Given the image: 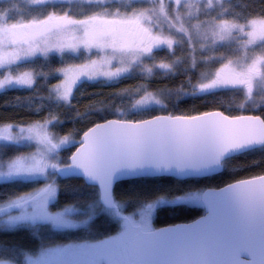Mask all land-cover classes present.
Segmentation results:
<instances>
[{
    "label": "trees",
    "instance_id": "obj_1",
    "mask_svg": "<svg viewBox=\"0 0 264 264\" xmlns=\"http://www.w3.org/2000/svg\"><path fill=\"white\" fill-rule=\"evenodd\" d=\"M94 3L87 0H52V2H35V12L31 16H15V11L29 7L23 0H0V19L7 21L21 20L22 27H29L28 31L37 30L35 19H42L50 10L63 12L71 10V15L77 19H94V16L105 12L128 14L135 10L147 8L138 3L130 6L121 3L97 0ZM94 7V12H88L87 7ZM223 20L230 24H246L250 20H264V0H225L222 3ZM15 12V13H16ZM21 13V12H18ZM26 13V12H23ZM39 19V20H40ZM87 19V20H88ZM127 23V22H126ZM133 28L138 29L134 23ZM31 28V29H30ZM140 31V29H138ZM145 32L142 34L144 35ZM28 34V33H27ZM26 35V33H25ZM234 47L216 49V55H234ZM228 47V48H227ZM230 49V53H225ZM176 55L178 51L175 49ZM264 53V44L247 52V58L256 57ZM167 54L166 49L156 52V56ZM92 54L78 52L75 54H55L43 56L39 52L24 55L7 62L0 67L1 72L11 74L31 73L33 86L26 89H8L0 92V121L28 123L37 119H50L49 132L53 139L67 137L75 144L61 147L58 151L59 165H64L67 158L78 144L80 135L92 125L108 120L140 121L155 115L194 116L209 111H220L227 116L241 114L264 116V91L251 97L246 103V98L241 88H218L215 91H206L202 94H193V85H198L199 77L194 70L181 72L175 78L153 79L147 86V91L152 92L163 104L162 108H136L137 101L144 95V81L140 79L138 70L119 79L110 81L80 82L72 90L69 102L66 105L58 103L50 91L60 82V70L69 66L85 64ZM188 64V63H187ZM219 67L215 61L211 69ZM208 70L209 76L212 75ZM37 111L39 114L37 115ZM33 146L26 144L20 149H9V155L16 152H31ZM54 174V173H53ZM264 175V147L242 153L225 160L222 163L220 174L201 179H187L183 181L172 178H138L116 183L112 196L118 208L119 215L134 214L144 205L159 199L174 200L189 193L201 192L206 188H219L228 183ZM54 177L53 175H51ZM56 194L49 204L52 211L64 208L80 210L77 219L90 218L87 226L74 230H61L47 223H20L16 230L5 239L17 243L30 255H37L43 250L57 245H69L83 242H98L110 239L121 233L120 220L115 217L112 210L103 209L97 201V191L94 187L86 186L82 180L70 178L59 180L56 176ZM45 186V180H15L10 183H0V202L20 195L35 192ZM203 214L200 205L192 206L184 203L164 204L158 206L152 216V226L158 228L177 223H188ZM130 216V215H129ZM6 225H0V231H5Z\"/></svg>",
    "mask_w": 264,
    "mask_h": 264
},
{
    "label": "water",
    "instance_id": "obj_2",
    "mask_svg": "<svg viewBox=\"0 0 264 264\" xmlns=\"http://www.w3.org/2000/svg\"><path fill=\"white\" fill-rule=\"evenodd\" d=\"M258 117L214 110L108 119L84 131L66 164L53 172L59 180L76 178L94 187L98 204L128 223L112 196L116 183L218 175L225 160L264 147V123ZM199 203L203 214L188 223L150 231L137 227L124 264H264V175L206 188Z\"/></svg>",
    "mask_w": 264,
    "mask_h": 264
},
{
    "label": "snow or ice",
    "instance_id": "obj_3",
    "mask_svg": "<svg viewBox=\"0 0 264 264\" xmlns=\"http://www.w3.org/2000/svg\"><path fill=\"white\" fill-rule=\"evenodd\" d=\"M47 2H52V0H47ZM68 2L71 3L72 0H68ZM126 2L130 5L134 3V0H126ZM149 11L151 10L147 8L140 9L132 14L131 19H134L136 24L141 25L145 18L150 19ZM115 15L119 16V11ZM87 19L73 17L70 9L63 12L50 10L42 19L34 21L37 30L31 46L27 49V54L32 55L39 52L46 57L50 49L56 48L59 50L62 45L52 42L48 34L52 31L64 32L69 25L74 23L84 24ZM177 19L183 24V17L178 16ZM235 27V25L221 23L201 30L200 26L197 25L195 31L196 39L200 42V51L214 52L218 44H231L233 42L232 31ZM145 32L147 35L143 40L123 50L128 62L122 60L121 67L115 72L105 70L106 66L110 67L111 58L103 63L92 61L81 66L80 71L89 75L90 78L100 73L111 80L130 74L133 68L136 67L140 79L145 82L144 95L137 101V105H147L155 99L154 94L147 91V86L153 79L175 78L181 72L194 70L197 67V60L194 45L190 47L191 62L185 64L184 59L177 57L175 51L177 45H182V41H178L170 34L165 35L163 32L153 34L152 29H145ZM187 35L188 39L191 40V34ZM260 44H264V40H261ZM250 46H255L251 38L240 43L239 49L243 53L242 55L234 56L230 54L225 56L221 54L206 58L204 63L216 61L219 67L211 69V77L208 70L201 73V76L207 82L201 81L198 85H193V94L198 95L206 91H215L218 88H241L246 89L249 93L246 103L250 102V93L255 83L259 81L260 85L264 86V53L257 54L249 62L247 51ZM161 47L167 48V54L156 56V52ZM146 60L150 62L146 63ZM76 75H79V72L73 74L64 71V84L50 90L57 102L68 100L69 89ZM32 86L31 73L27 72L16 76L8 75L0 79V90L10 87L30 88ZM258 120L264 123V116L258 117ZM51 122L47 117L43 120L37 119L28 123L0 121V183H10L21 178L44 177L49 167L59 168L58 163L50 160V156L57 153L61 145L67 143L68 138L62 137L59 141H54L52 134L49 132ZM25 144L32 145L33 151H18L15 155H9V149H20ZM77 163L75 159H72L73 165ZM55 194L56 189L48 184L36 193H22L0 202V216H6L4 224L7 226L5 231H0V264H78V262L66 259V257L77 254L73 250V246L43 250L40 256L33 260L22 246L5 239L16 230L18 224L24 221L35 223L38 219H46L58 228L75 227L76 225L67 219L72 209L66 208L55 214L47 211V200L54 197ZM29 205H31V211H29ZM14 209H19L20 215H9Z\"/></svg>",
    "mask_w": 264,
    "mask_h": 264
},
{
    "label": "rangeland",
    "instance_id": "obj_4",
    "mask_svg": "<svg viewBox=\"0 0 264 264\" xmlns=\"http://www.w3.org/2000/svg\"><path fill=\"white\" fill-rule=\"evenodd\" d=\"M23 1H26V4L29 5V7L18 11L21 13L16 12L14 8L13 13L15 16L22 15L24 16L23 18H25L31 16V13L29 12L36 11L37 7H34L35 2L39 3L43 2L44 0ZM97 1H100L102 3H121L125 6L131 5H129L126 0ZM224 1L225 0H134V3H138V5L146 4L147 9L151 10L149 11L150 19L145 18L141 25L136 24L134 19H131L132 14L137 10L128 14L119 13V16L115 15L116 12H105L100 15L94 16V19L86 20V23L84 24H71L64 32H50L48 35L52 42L59 43L60 45H62V47L59 50H57L56 48L50 49L47 55L55 54L58 56H62L64 54H75L81 51L86 54H92L90 59L85 64H88L92 61L103 63L104 61L111 58L110 67L106 66L105 70L115 72L121 67L122 60L124 62H128V58L127 56H125L123 50L127 49L128 47L134 46L138 44L141 40H143L147 35L145 29H152L153 34H159L160 32H163L165 35L170 34L175 37L178 41L183 42L182 45H177L176 50L178 51L177 57H182L184 59L185 64H189L191 62L192 57L190 54V47L194 45L197 60V67L194 69V71L198 74L199 77L202 78L201 73L205 70L211 69L215 63V61H212L211 63L206 64L204 63V60L212 56H217L216 49H218L220 46H222L223 48H226L225 46L235 48V43L238 40H241L236 46L237 53L234 54V56H239L243 54L239 49V45L241 42H246L250 38L253 39L255 46H250L248 48L249 51L250 49L261 45L260 41L264 40V20H250L246 24L225 23V20H223V9L221 8L222 3ZM87 2H90V0H87ZM91 3L95 4V1L92 0ZM134 3H132V5ZM87 9L88 12H91L92 16V12H94V7L90 6L87 7ZM178 16L183 17V24H181L180 21L177 19ZM32 19H35V21H37L40 18ZM21 20L24 19H13L12 21H7L4 17L0 19V67H2L7 62H12L20 58L21 56L26 55L27 49L31 46L33 42V37L35 36L36 31L33 29V31L31 32L28 31L29 29H27L29 27H22L24 26V24L28 23H22ZM131 22L134 23L136 27L140 29V31L138 29L133 28V26L130 25ZM221 23L236 26L232 31L233 42L231 44H218L214 52H210L207 50L201 52L200 42L196 39V26L199 25L201 30H204L207 29L209 26L218 25ZM143 32H145L144 35L142 34ZM189 33L191 34V40L188 39L187 34ZM163 48L167 50L166 47H161L160 50H162ZM230 51V49L224 50L225 53H230ZM254 58L255 57H252L251 59H248V61L251 62ZM145 62L147 63L150 61L146 60ZM83 65L69 66L60 70L61 79L57 86L62 85L65 82L64 71H69L73 74L79 72V75L75 76V79L71 84V87L69 89L68 100L66 102L60 100L58 103L63 105L68 104L73 88L80 82H94L99 80L110 81V79L106 78L100 73H97L95 77L90 78L89 75L80 71V67ZM134 69H136L137 71V68L134 67L132 72L134 71ZM6 70L1 72L0 79L7 77L8 75L16 76L20 74H11ZM31 78L33 80L32 75ZM199 80L200 82H207V80L205 79ZM26 88L29 87H10L4 90ZM4 90H0V92ZM241 90H243L242 92L247 100L249 93L246 89ZM263 91L264 86H261L259 81H257L255 83V86L252 88L250 95L252 97L254 95L260 94ZM135 107L139 109H146L151 107L162 108L163 104L160 103L158 98L155 97V99L150 101L147 105L136 104ZM53 140L59 141L58 138ZM75 143L76 142H72L68 139L67 143L61 145V147H68L71 144ZM50 160L52 162L58 163L59 165L60 157L58 155V152L52 154L50 156ZM53 170L54 168L49 167L47 169L46 176L44 177L37 176L31 179L21 178L18 180L42 179L45 180V185L51 184L56 189V182L54 178L55 174H53ZM51 175H53L54 177H52ZM37 189L34 190L35 192L30 193H36ZM199 193L200 192L189 193L170 201H166L165 199H159L152 203L144 205L134 214H126L125 218L129 224L124 221H120L119 225L122 228L121 233L114 236L113 238L104 239L98 242H83L69 245H57L50 249H58L73 246V250L77 254L70 257H66V259L71 260L73 262H78V264H124L123 254L126 256V253L129 252L131 235L136 231L137 227L142 231H150L151 229H154V227L152 226L151 219L155 209L158 206L176 203H184L192 206L200 205ZM54 198L55 196L47 200V211L51 214H55L66 209L64 208L57 211L50 210L49 204L54 200ZM70 209H72V212L70 215L67 216V219L70 220L72 224L76 225L75 227L58 228L46 219H38L35 223H47L61 230H74L87 226L90 218L77 219L75 217H77L78 212L80 210L75 209L73 207ZM29 211H31V205H29ZM9 215H20V210L14 209L11 213H9ZM5 219L6 216H0V225H5ZM21 223L33 222L24 221ZM40 254L41 252L31 257L33 260H35L40 256ZM119 259H122V261H119Z\"/></svg>",
    "mask_w": 264,
    "mask_h": 264
},
{
    "label": "flooded vegetation",
    "instance_id": "obj_5",
    "mask_svg": "<svg viewBox=\"0 0 264 264\" xmlns=\"http://www.w3.org/2000/svg\"><path fill=\"white\" fill-rule=\"evenodd\" d=\"M119 261H122V259H119ZM123 261H124V256H123Z\"/></svg>",
    "mask_w": 264,
    "mask_h": 264
}]
</instances>
